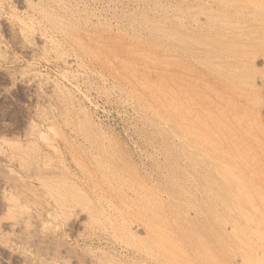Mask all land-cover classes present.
<instances>
[{
  "label": "rangeland",
  "instance_id": "rangeland-1",
  "mask_svg": "<svg viewBox=\"0 0 264 264\" xmlns=\"http://www.w3.org/2000/svg\"><path fill=\"white\" fill-rule=\"evenodd\" d=\"M230 199H264V0H0V264H151L181 222L264 238Z\"/></svg>",
  "mask_w": 264,
  "mask_h": 264
},
{
  "label": "bare ground",
  "instance_id": "bare-ground-1",
  "mask_svg": "<svg viewBox=\"0 0 264 264\" xmlns=\"http://www.w3.org/2000/svg\"><path fill=\"white\" fill-rule=\"evenodd\" d=\"M247 201H245V203ZM260 202H261V204H257L258 201L257 202L248 201L246 204L245 203L239 204L238 200H231L230 199L227 201H223L222 204H219V207H217V208H220V206H221V208H222L221 212H223L222 215L225 213H231V212L236 213L237 212L236 214L237 215L239 214L241 217V215H244V214H252V213L262 214L264 209L263 208L260 209V207L264 205V199L260 200ZM215 211H216V213L221 214V212H219V210L218 211L214 210L213 212L215 213ZM213 212H211V213H213ZM207 213H209V212H207ZM218 214H217V217L220 218L221 216L220 215L218 216ZM194 215H195V213H194ZM226 216H229V215L226 214ZM193 217H192V219H193ZM210 217L212 219L214 217V215L212 216L210 214ZM196 218H197V220L201 219L199 216V212H197ZM235 218L236 217L234 216V219ZM244 218L242 217V219H244ZM207 219H209V218H207ZM211 219H210V221H211ZM242 219H240V221ZM186 220H187V218H186ZM235 220H237V219H235ZM220 221H221L220 222L221 224L216 225L217 224L216 223L214 226L210 225L211 228H208L209 226H206L208 229H203L204 227L203 228L201 227L202 229H199V230L197 229V231L195 230V228L194 229L190 228V230H193V231L186 229L187 226L185 227L182 222H181V224H182L181 226H184L185 228L181 227V226L176 227L174 224L173 226H175L176 228L169 227V228L159 229V230L153 231L149 237V242L147 244L148 245L147 246L148 247V254H149V257L151 260V264H213V261H215V263L217 262L216 259H219V258L225 259V257H226L225 255L220 254L218 250L224 251V250L228 249L229 247L233 248V250H231V251L234 254L235 258H238V257L241 258V264H245L247 262H252L255 258H258V256L264 255V246H261L259 244H251V242L249 243L250 239L255 240V239H252L253 236H255V235L261 241L264 239L263 235L261 233L252 231V229H254V227H252L251 224L250 225L252 228L250 227V229L248 228V230H243V231L239 232L238 234H236V231H237L236 224H232L231 228H228L227 225L229 222L228 223L224 222V224H222L223 219ZM186 222H190V221H185L184 224ZM191 222H192V220H191ZM191 222H190V224H191ZM194 222L195 221H193V223ZM231 222H232V220H231ZM193 223H192V225H193ZM204 223L205 222H203V224ZM230 223H229V227L231 225ZM233 223H235V222H233ZM200 224H201V222H200ZM185 225H187V224H185ZM239 225H238V227H239ZM204 226H205V224H204ZM247 227H248V225H247ZM196 228H197V226H196ZM262 229H260L258 227V230H262ZM263 231H264V229H263ZM231 234H233V235H231ZM252 234H255V235L252 236ZM178 239H181V241H182V244H183L182 250L184 251V255L183 256L180 255L177 258L173 255L172 246H173L174 241L175 240L178 241ZM180 247H181V245H180ZM205 248H209L210 251L209 252L205 251L204 250ZM245 250H248V252L244 253L243 251H245ZM237 251H240V252H237ZM175 254H176V252H175ZM233 254H232V256H233ZM232 256H230V258H228V260H226L225 263L226 262L229 263V261H232V259L234 262L236 259H234V257L232 258ZM239 262H240V260H239Z\"/></svg>",
  "mask_w": 264,
  "mask_h": 264
}]
</instances>
